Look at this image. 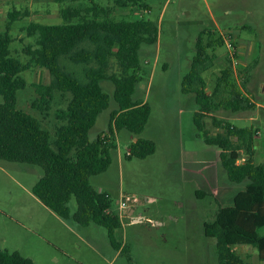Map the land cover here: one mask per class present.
<instances>
[{
  "label": "rangeland",
  "instance_id": "obj_1",
  "mask_svg": "<svg viewBox=\"0 0 264 264\" xmlns=\"http://www.w3.org/2000/svg\"><path fill=\"white\" fill-rule=\"evenodd\" d=\"M9 1H0V33L10 19L7 14L13 9L27 13L12 22L13 43L9 48L12 57L27 63L24 49L27 46L34 49L37 37H28L26 27L31 22L62 23L60 9L66 3L55 0ZM86 3L77 0L71 4L82 8ZM97 3L112 8L110 0H98ZM139 3L149 10L113 9L112 16L115 19L151 20L159 28L157 58L154 57L156 46L150 47L152 55L140 54L145 72L142 85L148 87L137 88L135 93V98L141 97L151 108L140 137L155 143V153L144 160L127 159L130 134L121 130L116 135L117 148L111 152V165L106 172L90 178L93 189L110 195L111 211L121 221L116 240L125 247L126 253L117 252L110 246L103 228L94 224L81 227L71 220L56 217L45 208L31 194L32 186L43 175L41 168L2 160L1 250L16 251L33 264H128L126 254L132 258L131 264H218L215 240L206 238L203 232V224L213 220L217 206L212 198L198 199L196 192L209 185V178L211 191L207 189L214 194L219 185L227 183V178L218 157L214 159L207 153L210 147L197 137L193 124V98L181 93L178 78L188 72L199 36L205 44L217 38L223 41V46L214 50L213 67L203 74L208 92L212 91L227 59L233 67V79L237 85L245 79L246 69L253 66L243 94L258 105L257 109L250 113L218 111L214 115L237 127L253 126L257 136L253 160L262 163L264 0H142ZM141 47L148 48L146 45ZM21 76L27 85L17 93V107L39 118L43 127L52 131L55 108L47 117L30 108L35 98L33 85L48 83V72L33 67ZM101 86L112 94L110 82L104 81ZM116 109L111 99L90 130L89 140L106 130L109 115ZM251 117L255 122L248 121ZM207 129L211 135L222 132L212 125L211 120H207ZM195 159L211 161L212 167L207 168ZM127 196L138 200L134 214L130 216L119 208V203ZM68 207L71 213L75 212L74 198ZM137 216L142 217L140 223H134ZM238 248L236 251L247 255L248 261L256 262L255 249L249 246Z\"/></svg>",
  "mask_w": 264,
  "mask_h": 264
},
{
  "label": "trees",
  "instance_id": "obj_2",
  "mask_svg": "<svg viewBox=\"0 0 264 264\" xmlns=\"http://www.w3.org/2000/svg\"><path fill=\"white\" fill-rule=\"evenodd\" d=\"M74 1L57 0L66 3L60 9L62 23H31L27 27L28 36H37L36 47L25 49L27 63L11 56L13 14L0 33V160L41 168L43 175L32 186L31 194L62 220L103 228L110 246L125 254V247L116 240L121 221L111 211L110 195L93 189L90 178L111 165V152L117 148L116 135L121 130L136 138L129 145L127 159L144 160L155 153V143L140 137L151 108L135 99V93L145 77L140 48L157 43L159 28L151 20L112 16L113 9L148 11L139 3L142 0H110L112 8L101 6L98 0H85L86 5L80 8L71 4ZM222 46L221 38L207 44L201 36L197 38L180 91L193 96L197 137L219 151V163L229 182L214 194L206 187L196 192L198 199L212 198L217 206L213 220L203 224L204 236L215 240L218 264H254L235 248L249 246L256 250L258 261L264 262V153L262 163L253 161V126L237 127L213 116L218 111H255L256 105L243 94L253 66L246 69L245 79L237 85L227 59L207 94L203 74L214 65L215 48ZM33 67L46 70L49 81L33 85L35 98L30 108L43 117L55 108L52 131L43 127L39 118L17 107V93L27 85L21 74ZM104 81L112 84L111 95L103 90ZM111 99L117 109L110 113L106 130L89 140L90 130ZM207 120L222 132L211 135ZM241 155L246 158L238 162ZM72 198L74 213L68 207ZM125 257L131 264L132 258L128 254ZM0 264L33 262L16 251L0 249Z\"/></svg>",
  "mask_w": 264,
  "mask_h": 264
},
{
  "label": "crops",
  "instance_id": "obj_3",
  "mask_svg": "<svg viewBox=\"0 0 264 264\" xmlns=\"http://www.w3.org/2000/svg\"><path fill=\"white\" fill-rule=\"evenodd\" d=\"M0 1H2V0H0ZM5 1H7V0H5ZM13 0H10L9 2L11 3ZM15 2H22L21 0H14ZM27 1H29V3H32L33 1H35V0H23V2L24 3H26ZM56 2H57V0H55ZM20 4H22V3H20ZM20 6V5H19ZM23 6V5H22ZM12 14L14 15L13 17V19H14V21H12V22H15L21 15H23V14H25V15H27V13L26 12H20V11H16L15 9H13L11 12H9L8 14H7V17L8 18H10L11 19V16H12ZM9 19V20H10ZM9 20L7 21V22H9ZM6 22V23H7ZM12 22H11V24H10V31H9V33L12 31L11 30V26H12ZM6 23H5V26H6ZM31 23H37V22H31ZM31 23H29V25L31 24ZM37 24H42V23H37ZM28 25V26H29ZM42 25H51V24H42ZM56 25V24H55ZM27 26V27H28ZM27 27H26V33H27ZM4 30H5V27H4ZM4 32V31H3ZM2 33V32H1ZM11 35V34H10ZM27 36H28V34H27ZM34 36V35H33ZM12 37V36H11ZM28 37H32V36H28ZM37 37V36H36ZM12 43H13V38H12ZM11 45V44H10ZM158 45H159V35H158V40H157V43L155 44V45H153V46H156V52H155V54H154V57H155V59L157 58V53H158ZM27 47H29V46H27ZM27 47H25V49L27 48ZM148 48H144V49H142V47L140 48V51H139V56H140V54H142V55H146L147 54V56H150V55H152L153 54V51L150 49V47H152V46H147ZM25 49H24V52H25ZM143 50V51H142ZM142 52V53H141ZM25 54H26V52H25ZM189 67H190V65H189ZM183 78V76H179V78H178V81H179V84H180V82H181V79ZM204 78V77H203ZM150 79V78H149ZM148 82H150V80L148 81ZM147 84H149V83H147ZM148 87V85H141L139 88L140 89H146ZM205 90H206V93L207 94H210V92H208L207 91V89L205 88ZM191 96V95H190ZM192 98H193V96H192ZM135 99H138V100H141V101H143V102H145V100H143L141 97H138V98H135ZM192 101L194 102V98L192 99ZM255 104V103H254ZM256 105V109H257V107H258V105L257 104H255ZM196 110H197V106H196V104H195V102H194V107H193V114H194V112H196ZM214 117H216V115H213ZM217 118V117H216ZM248 121H251L252 123L253 122H255V118H253V117H251V118H248ZM247 121V122H248ZM256 137L257 136H254V140L256 141ZM130 139H131V142H135L136 141V138H133V136H131L130 135ZM262 160H263V153H264V146H262ZM127 151H128V147H127ZM256 152V151H255ZM207 153H209V154H212V157L214 158L215 156L216 157H218V155H219V151L218 150H216V149H214V148H211L210 147V149H207ZM246 158V156L245 155H241V157H240V161L242 162V161H244V159ZM215 159V158H214ZM253 159H254V157H253ZM195 161H197V162H199V163H201L202 165H206V167L207 168H211L212 167V164H210L211 163V161H208V160H196L195 159ZM254 161V160H253ZM239 162V161H238ZM223 171V170H222ZM223 174H225L224 173V171H223ZM226 176V175H225ZM210 179L208 178L207 179V182L209 183V185H205V187L206 188H208V189H210V191H211V184H210ZM227 183H225V184H222L223 186H221V185H219L217 188H220V187H226L227 186V184H228V186H229V182H228V180L226 181ZM134 210H135V207H131V208H128V209H126V210H123V213L125 214V215H128V216H130V215H133L134 214ZM51 212V211H50ZM57 217V216H56ZM138 217H141V216H137V218ZM155 224L156 225H160V223L159 222H155ZM242 246H240V248H241ZM236 250H238L239 248L238 247H236L235 248ZM238 253H240L241 255L243 254V253H241V252H238ZM255 253V252H254ZM244 256V255H243ZM245 256H247V255H245ZM255 256H256V262H254V264H264V262H259L258 261V258H257V253H255ZM253 263V262H252Z\"/></svg>",
  "mask_w": 264,
  "mask_h": 264
},
{
  "label": "built area",
  "instance_id": "obj_4",
  "mask_svg": "<svg viewBox=\"0 0 264 264\" xmlns=\"http://www.w3.org/2000/svg\"><path fill=\"white\" fill-rule=\"evenodd\" d=\"M228 48L230 49V47L228 46ZM231 53V51H229ZM231 56H232V53H231ZM232 70H233V67L231 66ZM239 162H241L239 160ZM138 200L135 198V197H124L123 200L119 203V208L121 210H126L128 208H131V207H135L136 204H137ZM142 221V217H138L136 219V221H134V223H140Z\"/></svg>",
  "mask_w": 264,
  "mask_h": 264
}]
</instances>
